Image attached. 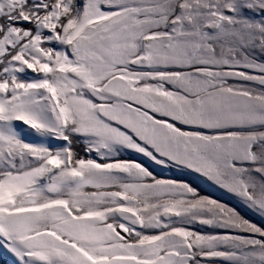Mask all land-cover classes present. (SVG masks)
I'll use <instances>...</instances> for the list:
<instances>
[{
    "label": "snow or ice",
    "instance_id": "6c2138e0",
    "mask_svg": "<svg viewBox=\"0 0 264 264\" xmlns=\"http://www.w3.org/2000/svg\"><path fill=\"white\" fill-rule=\"evenodd\" d=\"M0 264H264V0H0Z\"/></svg>",
    "mask_w": 264,
    "mask_h": 264
},
{
    "label": "rangeland",
    "instance_id": "374dc122",
    "mask_svg": "<svg viewBox=\"0 0 264 264\" xmlns=\"http://www.w3.org/2000/svg\"><path fill=\"white\" fill-rule=\"evenodd\" d=\"M213 195H215V193H213Z\"/></svg>",
    "mask_w": 264,
    "mask_h": 264
}]
</instances>
